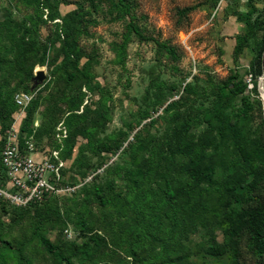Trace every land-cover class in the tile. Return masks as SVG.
<instances>
[{
	"label": "rangeland",
	"instance_id": "rangeland-1",
	"mask_svg": "<svg viewBox=\"0 0 264 264\" xmlns=\"http://www.w3.org/2000/svg\"><path fill=\"white\" fill-rule=\"evenodd\" d=\"M263 20L264 0H0V150L8 131L31 155L59 146L80 184L22 209L0 196V264H264L247 198L264 204Z\"/></svg>",
	"mask_w": 264,
	"mask_h": 264
},
{
	"label": "built area",
	"instance_id": "built-area-1",
	"mask_svg": "<svg viewBox=\"0 0 264 264\" xmlns=\"http://www.w3.org/2000/svg\"><path fill=\"white\" fill-rule=\"evenodd\" d=\"M27 95L18 94L21 102ZM59 136H65L61 126ZM60 142V139H59ZM26 147L32 144L24 141ZM1 172L0 196L11 206L17 208L43 204L51 197H59L75 192L80 184L67 182L63 171L66 163L60 154V147L52 148L47 154L31 155L17 135L8 131L0 150ZM65 232H68L65 229Z\"/></svg>",
	"mask_w": 264,
	"mask_h": 264
},
{
	"label": "trees",
	"instance_id": "trees-1",
	"mask_svg": "<svg viewBox=\"0 0 264 264\" xmlns=\"http://www.w3.org/2000/svg\"><path fill=\"white\" fill-rule=\"evenodd\" d=\"M118 1H120V0H118ZM123 7H124V10H125L127 17L129 18L130 15H129L128 5L123 4ZM128 25L131 28V30L139 38L154 40L157 45L164 47L171 55L174 54V49L172 47H170L169 45H166L162 42H159V41L153 39L152 37L145 36L138 28H136L132 24L130 18L128 20ZM263 25H264V20H263ZM261 38H262V46L260 47V50H259L257 57H256V60H255V65L253 67V74L254 75H260V73L262 71H264V26L262 29V37ZM225 85H226L229 93L231 95H234V96L242 94L245 90V87H246L245 82H243L242 80H237V81L233 82V81H231V77H228V79L225 81ZM254 85L256 86V81H255ZM240 100H241V102H240V106H239V111H245L249 106L248 101H247L246 97L243 95L241 96ZM20 145H23V141H20ZM0 167H1V163H0ZM1 174H2V172H1ZM194 175H195L197 181H199L201 179L209 180L211 177L210 165H205L199 173H195ZM0 176H2V175H0ZM97 195L100 196V193H97ZM53 198H56V196L51 197L49 200L44 202L42 205H46V203H49L51 201V199H53ZM247 198L249 200L254 201L255 203L261 205L264 208V204L261 202L260 198L257 197L256 195L251 194V195H248ZM102 202H104V201H102ZM18 209H22V208H18ZM260 223L263 224V226H264V221L262 219L260 220ZM227 234L230 237L231 242H233L232 230L227 229ZM36 235H37L38 242L42 245V247L44 248V250L47 253L52 254L57 259L65 260V262H68V259L61 254L59 247L57 245L53 244L47 237H45L44 235H42L40 233H36ZM209 247H210V250L213 254H222L224 252L223 245L220 243H217L214 239L210 243Z\"/></svg>",
	"mask_w": 264,
	"mask_h": 264
},
{
	"label": "water",
	"instance_id": "water-1",
	"mask_svg": "<svg viewBox=\"0 0 264 264\" xmlns=\"http://www.w3.org/2000/svg\"><path fill=\"white\" fill-rule=\"evenodd\" d=\"M44 78V73L42 70H37L32 78L33 85H36L37 83L41 82Z\"/></svg>",
	"mask_w": 264,
	"mask_h": 264
},
{
	"label": "bare ground",
	"instance_id": "bare-ground-1",
	"mask_svg": "<svg viewBox=\"0 0 264 264\" xmlns=\"http://www.w3.org/2000/svg\"><path fill=\"white\" fill-rule=\"evenodd\" d=\"M261 83H263V82H261ZM260 84V83H259ZM264 91V90H263Z\"/></svg>",
	"mask_w": 264,
	"mask_h": 264
}]
</instances>
